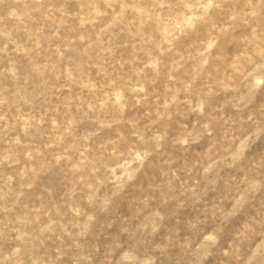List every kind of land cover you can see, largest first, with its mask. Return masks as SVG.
I'll return each instance as SVG.
<instances>
[{
	"label": "rangeland",
	"instance_id": "1",
	"mask_svg": "<svg viewBox=\"0 0 264 264\" xmlns=\"http://www.w3.org/2000/svg\"><path fill=\"white\" fill-rule=\"evenodd\" d=\"M0 264H264V0H0Z\"/></svg>",
	"mask_w": 264,
	"mask_h": 264
}]
</instances>
